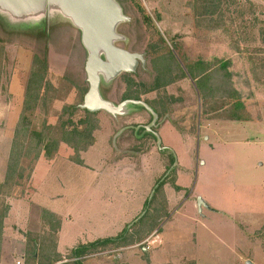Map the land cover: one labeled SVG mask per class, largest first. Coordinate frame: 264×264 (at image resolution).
Returning <instances> with one entry per match:
<instances>
[{
	"label": "rangeland",
	"instance_id": "1",
	"mask_svg": "<svg viewBox=\"0 0 264 264\" xmlns=\"http://www.w3.org/2000/svg\"><path fill=\"white\" fill-rule=\"evenodd\" d=\"M191 1L117 0L129 20L118 24L121 39L115 44L143 53L151 63L137 74L123 73L100 86L102 97L115 105L141 92V100L158 106L157 122L164 124L158 143L174 153L168 159L159 158L156 139L135 133L153 121L143 105L128 104L132 113L127 115L99 110L96 117L74 108L89 89L88 51L81 29L61 8L47 3L17 16L0 6V177L23 112L29 130L38 131L33 142L45 149L35 176L28 178L32 151L21 159L9 185L0 187V215L8 197L29 195L30 184L38 186L36 204L75 218L63 225L62 242L69 247L60 263L72 261L66 257L79 236L94 241L126 229L131 238H139L135 244L96 250L84 264H264V74L258 70V82L252 70L264 61V44L258 38L259 27H264V0L229 5V31L197 27ZM240 37L238 52L235 39ZM256 47L263 50L254 51ZM36 58L48 62L43 82L47 87L39 101L24 108L27 90L37 86L32 75ZM217 59L230 60L227 70L219 68ZM197 61L213 64L203 90L187 69ZM158 73L169 78L160 82L174 80L146 92ZM127 79L136 84L129 88ZM236 89L244 103L238 111L244 120L229 119ZM166 113L167 119L162 117ZM95 118L99 130L92 129ZM92 138L97 145L78 153ZM62 139L70 144L56 151ZM79 154L84 166L69 158ZM172 159L175 166L163 187L170 207L158 229L148 233L138 223L154 204L150 200L156 183ZM174 179L182 189H175ZM198 197L206 202L202 211ZM159 205L164 207L163 202ZM28 230L21 224L20 234ZM46 232L41 236L43 258L55 250L56 232Z\"/></svg>",
	"mask_w": 264,
	"mask_h": 264
},
{
	"label": "trees",
	"instance_id": "2",
	"mask_svg": "<svg viewBox=\"0 0 264 264\" xmlns=\"http://www.w3.org/2000/svg\"><path fill=\"white\" fill-rule=\"evenodd\" d=\"M237 1L236 0H192L190 2L191 10L194 16V21L197 27H206L212 30H224V31H229L226 26L228 20H230L226 16V10H228L229 5H234ZM258 38L262 44H264V27H259L258 30ZM246 40V39H245ZM242 38L240 39H235V49L238 52L242 51L241 48V42ZM264 49V48H263ZM260 47H256L254 51L258 50H263ZM250 59H254V57H250ZM255 63V62H254ZM217 64H220L219 68L222 70H227L230 60H224V59H217ZM211 62H205V61H197L196 63H193L192 65L188 66V72L190 74V77L193 79L197 80V86L200 90H203L206 88L209 82V73L212 67ZM34 71L32 72V75H34L37 79L36 84L37 86L35 88H30L27 90L26 96H25V107L28 105L29 102L34 101L37 102L41 98V91L45 87H47L46 84H44V78L48 70V62L47 60H40L39 58L35 59L34 62ZM253 72L256 74V80L262 79L259 75L258 70L263 72L264 74V61L261 60L260 63L253 67ZM129 88L133 84H136L134 80L132 79H127ZM166 80V79H165ZM174 79H171L170 81H161V79H156L155 85L153 87H149L145 91L147 92L148 90L158 88L162 86L163 84H168L169 82L173 81ZM33 82V79H32ZM259 82V81H258ZM31 83V82H30ZM45 86V87H44ZM146 86V85H145ZM29 87V86H28ZM232 98H235L234 103L232 104L233 108L230 113L229 119L232 120H244V117L238 113L242 108H244V103L241 101V92L239 90L233 91ZM125 99H133V100H140V95L138 92L128 94L123 100ZM79 105H75L74 108L76 110H83L87 117H96V112H90L87 109L81 108ZM66 108H64L65 110ZM25 110V109H24ZM75 110V109H74ZM156 113L158 115H161L160 109L157 107L156 108ZM76 112V111H74ZM24 113H22V117L20 118L16 128L15 132L13 134V140L11 144V149L8 157V162H7V168L4 176V180L2 183H0V187H3L5 185H9V181L14 177V174L16 173L17 169L21 168L20 167V162L23 157H29L32 151L35 152L34 157H32V165H31V170L28 178L31 177V175L34 172L35 166L42 157V154L44 153L45 149L44 146L40 145L39 142H33L34 136L38 135V131L33 130L30 131L28 126L25 123V117ZM152 119V117H151ZM96 124L93 126V130L100 129V126L98 124V119L95 118ZM149 124V123H148ZM144 124V125H148ZM62 129L65 128L64 125ZM99 126V127H98ZM96 130V131H97ZM136 135L141 134L142 139H151L154 138L156 139V136L153 134V132L147 131L146 127H141L140 129L138 128L135 131ZM21 134L23 136H21ZM151 137V138H150ZM67 143V144H66ZM95 143V139L88 145H86L84 148L77 150L79 151L78 153L85 152L86 150L89 149L93 144ZM58 144V145H57ZM56 144V151L59 148V145L65 144V146H69L70 144L67 140L62 139L60 142ZM47 153V150H46ZM47 156H50L49 154ZM83 156V155H82ZM80 154L77 157H69L73 162L80 164V165H85L84 159ZM172 165L175 163V160H171ZM172 167V166H171ZM170 167V168H171ZM169 168V169H170ZM174 168V166H173ZM175 171V169H173ZM165 174V173H164ZM20 178H22V174H20ZM167 180V179H166ZM166 181L165 180H160L156 183V189L154 193L152 194L150 202L154 204L149 205L147 212L144 214L143 217L140 218L139 221V226L141 224L144 225V227L147 229L148 233H152L155 229H157L160 225V218L162 214H164L166 211H168V204L166 201V197L164 195L163 187L165 185ZM7 185V186H8ZM172 185L175 187V189L179 190L180 187L176 185L175 179L173 180ZM29 190V189H28ZM23 193V192H22ZM26 195V194H24ZM23 194H19V196H24ZM157 198L158 199L157 201ZM150 198L147 199L146 205L148 203ZM160 202L164 203V207H161L159 205ZM9 210V205L6 204L3 212L0 215V256H1V245H2V236H3V229H4V219L8 213ZM43 223L44 227L43 230L40 232H28L27 233V248H26V254H25V263L24 264H30V260L34 259L36 263L34 264H84V259L87 255L94 253L96 250H103L106 249L109 246H116V247H125V246H131L135 244L139 240L131 238V236L128 233V230L124 229L121 231L119 234L113 236V237H107L103 239H97L91 242L87 243H80L76 245L74 248L71 249L70 254L68 255V259L72 261H66V262H61L63 260L62 256L63 254L58 252V230L61 227V218L56 216L54 213L49 212L44 210L43 213ZM134 225H137V223H134ZM48 231H51L52 233L56 232V236H53L55 240L54 243V252L50 255L42 256L41 254V247H42V235H46ZM53 233V234H54ZM53 257V258H52Z\"/></svg>",
	"mask_w": 264,
	"mask_h": 264
},
{
	"label": "water",
	"instance_id": "3",
	"mask_svg": "<svg viewBox=\"0 0 264 264\" xmlns=\"http://www.w3.org/2000/svg\"><path fill=\"white\" fill-rule=\"evenodd\" d=\"M47 3L55 8H61L82 32V43L88 51L85 70L89 89L84 96V102L80 105L81 108L90 112L105 110L117 115L123 114L130 103L142 104L152 113L154 125L158 114L147 103L126 99L115 105L104 99L100 92L103 80L111 81L122 72H134L139 60L145 62L142 54L130 52L115 44L116 40L121 39L117 33L118 24L129 20V17L123 14L117 0H0L1 10L17 16ZM152 125H148L147 129L150 130ZM197 204L202 211L206 202L202 197H198Z\"/></svg>",
	"mask_w": 264,
	"mask_h": 264
},
{
	"label": "crops",
	"instance_id": "4",
	"mask_svg": "<svg viewBox=\"0 0 264 264\" xmlns=\"http://www.w3.org/2000/svg\"><path fill=\"white\" fill-rule=\"evenodd\" d=\"M130 112L132 113V111H129L126 108V110L123 113V115L124 114L127 115ZM163 125L161 124L159 127H162ZM142 126L140 125L139 127H142ZM158 131H159V128H158ZM158 137H159L158 138V142H159V140L162 139L163 135L161 137L160 134H158ZM97 143L98 142L96 141L90 148H92L93 146L97 145ZM162 144H163V142L158 143L159 148H164V146ZM263 144H264V142H263ZM166 147H168V146H166ZM168 148L170 149V147H168ZM88 150H86V151H88ZM85 152H83V153H85ZM159 158L160 159H166V158H161V157H159ZM83 159H84V162H85V158L84 157H83ZM7 162H8V158H7L6 166H5L6 168H7ZM82 166H84V165H82ZM173 166H175V163L172 165V167L170 169H168L165 172V174H164L165 176L164 177L168 176L169 171L173 168ZM6 168H5V171H4V175L2 177H0V183L3 182V180H4ZM36 169L37 168L34 169V172L32 174L33 176H35ZM163 178L161 180H163ZM176 185H178L180 187V189H182V187H183L180 184V180H179V182L176 183ZM38 189H39L38 186H35V184L33 185L31 183L30 184V189L28 190L29 192H31V194L20 196V198L19 197H17V198L14 197V198H16L14 200L11 197L10 198L8 197V205L10 207H9L8 213H7V215H6L5 219H4V229H3V236H2L0 264H17L18 261H21L20 264H22V263L24 264L25 263V254H26V248H27V233L28 232H39V231L41 232L43 230V227H44V223H43L44 210L52 212L56 216L61 218V227L62 228L60 227V229L58 230V237H59V239H58V247H57L58 252L61 253V254H65L64 250L67 247H69V246H64L63 242H62V239H63L62 232H63V227H64L63 225H65L66 221H70V222L74 221L75 218H73L72 214H69V216L70 217L72 216V218L69 217L67 219L65 217L66 214L62 215L58 211H53V210H51V209H49V208H47L45 206L36 204L33 201V199H34V196H35L36 192L38 191ZM168 207H170L169 203H168ZM71 219H73V220H71ZM21 224H26L27 225V228L29 229L28 232L26 231L25 233L20 234ZM23 227L24 226L22 225V228ZM157 229H155L154 231H156ZM80 237H82V236H79L77 238L78 242L75 243V246L80 244V243L91 242V241L88 240V238L86 236H83L82 238H80ZM75 246H73L72 248H74ZM17 255H18V259L19 260L15 259V256H17ZM15 261H16V263H14Z\"/></svg>",
	"mask_w": 264,
	"mask_h": 264
},
{
	"label": "flooded vegetation",
	"instance_id": "5",
	"mask_svg": "<svg viewBox=\"0 0 264 264\" xmlns=\"http://www.w3.org/2000/svg\"><path fill=\"white\" fill-rule=\"evenodd\" d=\"M136 53H138V52H136ZM140 54H142L143 56H144V54L143 53H140ZM103 58H104V55L102 56ZM144 59H145V56H144ZM148 61H150V63H151V60H146L145 59V62H142L141 60H139V62H138V65H137V67H136V70L134 71V72H122L121 74H119V76L120 75H122L123 73H127V74H137L140 70H143V68H145V69H147L148 67H147V65H148ZM154 63V61L152 62V64ZM157 68H158V66H157V63H156V65H155ZM158 70V69H157ZM159 72V71H158ZM161 72V71H160ZM161 76H163V74H160V76H159V73H158V77H155L154 79H169L168 77H161ZM182 78H184V77H182ZM170 83V82H169ZM169 83L168 84H166L164 87H167V85H169ZM139 93V95H140V98H141V92H138ZM126 100V99H125ZM139 101H142V102H145V103H147L150 107H152L153 108V110L155 111L156 110V108L158 107L156 104H153V102L152 101H148V100H145V101H143V100H139ZM84 102V101H83ZM139 105H142V104H139ZM142 107V106H141ZM144 107V106H143ZM142 107V109L143 110H146V111H148L149 112V114H151L152 115V113L148 110V109H146V107H144L143 108ZM156 112V111H155ZM158 114V113H157ZM169 115L166 113V114H164V116H162V117H166V119H167V117H168ZM153 117V116H152ZM170 121V120H169ZM148 125H152V121H150V123L148 124ZM148 125H141L142 127H146V129H147V126ZM161 125V123H159L158 124V122L156 121L155 122V124L154 125H152V126H150L151 128H150V130H148L147 129V131H150V132H153V134L155 135V132H157L158 133V128H159V126ZM159 134V133H158ZM156 136V135H155ZM158 135L156 136V145H157V147H158V151H157V154L159 155V157H161V158H170V156L172 155V154H174L173 153V151L171 150V149H169L168 147H166V146H164V148H159V146H158ZM169 150V151H168ZM165 176V175H164ZM163 176V177H164ZM162 177V178H163ZM161 178V179H162ZM168 178V176L165 178H163V180H165V179H167ZM160 179V180H161ZM166 181V180H165Z\"/></svg>",
	"mask_w": 264,
	"mask_h": 264
},
{
	"label": "built area",
	"instance_id": "6",
	"mask_svg": "<svg viewBox=\"0 0 264 264\" xmlns=\"http://www.w3.org/2000/svg\"><path fill=\"white\" fill-rule=\"evenodd\" d=\"M18 264H20V262H18Z\"/></svg>",
	"mask_w": 264,
	"mask_h": 264
}]
</instances>
